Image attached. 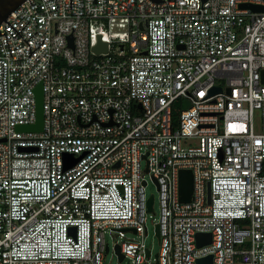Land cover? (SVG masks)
I'll use <instances>...</instances> for the list:
<instances>
[{"label":"built area","instance_id":"obj_1","mask_svg":"<svg viewBox=\"0 0 264 264\" xmlns=\"http://www.w3.org/2000/svg\"><path fill=\"white\" fill-rule=\"evenodd\" d=\"M244 4L264 0H24L10 12L17 31L30 21L28 42L0 24V264H105L108 228L128 264H264V9ZM39 82L44 129L18 131L36 121ZM181 169L194 174L189 202ZM146 173L159 184L155 261L127 236L148 234ZM198 232L212 242L198 247Z\"/></svg>","mask_w":264,"mask_h":264},{"label":"water","instance_id":"obj_2","mask_svg":"<svg viewBox=\"0 0 264 264\" xmlns=\"http://www.w3.org/2000/svg\"><path fill=\"white\" fill-rule=\"evenodd\" d=\"M23 1L24 0H0V24L5 20L11 27L14 28V26L6 18L10 14V12L12 10H14ZM56 6H57V0H56ZM243 6L244 7H250L252 9H261V10L264 9V7H257L255 5L244 4ZM70 8H72V0H70ZM55 10H57V9H55ZM29 21L30 20H28V22ZM19 31H17V32L20 34ZM3 33H5V32H3ZM0 34H2V33L0 32ZM6 38H7V36H6ZM69 39H70V43H72V41H73L72 35L69 36ZM7 41H8V39H7ZM26 41L28 42V40H26ZM43 41H44V38H43ZM8 45H9V43H8ZM9 49H10V46H9ZM33 51L30 50V44H29V53H30V55H31V53ZM93 51L95 53H97V54L106 53L108 51V43L105 42V41H102L101 37H99V41L93 47ZM10 52H11V50H10ZM263 73H264V71H263ZM221 90H222V87H220V86H215V87L212 88V92H220ZM34 91H35V96H36V114H37L36 115V121L34 123H31V124H19V125H17L16 129L18 131L41 132L44 129V90H43V82H39L36 85ZM228 91H230L229 88H228ZM71 156H73V154H70V153L65 154L66 158H69ZM143 157H145V155ZM79 158L80 157H74L73 164L76 163ZM146 171H148V168L146 169ZM153 179L155 180L157 186L159 187L157 179L154 178V177H153ZM144 183H146V182L144 181ZM193 189H194V174H193L192 169H181L180 170V200L183 201V202H189L191 200V197H192ZM210 194H211V192H210V183H208V200H210ZM154 200L155 199H154L153 195H151L149 197V199H148L147 205H148V210L149 211L153 210ZM156 232H157V235L160 238V227H159V224H156ZM196 241H197L198 247L210 244L212 242V233L211 232H198L196 234ZM115 250H116V253L119 256V260L122 261L124 259V254L121 252V247H120L119 243H117L115 245ZM108 251H109V245L106 247V253H108ZM149 254H150V252L148 251L147 255H149ZM157 255L158 254H156V256ZM155 264H159V262L157 261V262H155ZM197 264H213V254H208L206 256L198 258L197 259Z\"/></svg>","mask_w":264,"mask_h":264},{"label":"rangeland","instance_id":"obj_3","mask_svg":"<svg viewBox=\"0 0 264 264\" xmlns=\"http://www.w3.org/2000/svg\"><path fill=\"white\" fill-rule=\"evenodd\" d=\"M114 30L116 31H121L124 30L125 28L119 27V26H114ZM259 120H260V114L257 112L256 114V122L257 125H259ZM143 167H146V160H143L142 162ZM146 178L148 179V184L145 187V192L148 197L151 195H154L155 202H154V208L151 211H148L146 213V225L148 228V234L141 236L138 233L134 232H127V236L130 238H135V239H143L146 246L152 249L153 254H152V259L153 261L156 260V254L160 252L161 249V240L159 236L157 235L156 232V224L160 220L161 216V207H160V198H159V190L158 186L151 176V174L146 173ZM105 238L106 242L109 244V252L105 256V264H128L129 260L128 258L123 259L122 261L119 260V256L116 253L115 250V245L116 243H120L122 238L115 236V234L112 232L110 228H108L105 232Z\"/></svg>","mask_w":264,"mask_h":264},{"label":"trees","instance_id":"obj_4","mask_svg":"<svg viewBox=\"0 0 264 264\" xmlns=\"http://www.w3.org/2000/svg\"><path fill=\"white\" fill-rule=\"evenodd\" d=\"M183 102H184V101H183L182 98H179V99L175 102V107H176V108H174V112H173L174 124H178L180 108H181Z\"/></svg>","mask_w":264,"mask_h":264}]
</instances>
